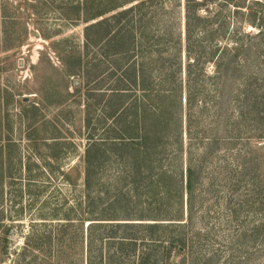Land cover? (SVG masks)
Returning <instances> with one entry per match:
<instances>
[{"label": "rangeland", "instance_id": "374dc122", "mask_svg": "<svg viewBox=\"0 0 264 264\" xmlns=\"http://www.w3.org/2000/svg\"><path fill=\"white\" fill-rule=\"evenodd\" d=\"M141 1L0 0V264H86L90 233L95 264H264V0H196L211 22L203 45L243 49L224 76L202 69L189 105L182 74V95L163 100H181L164 111L168 139L152 133L150 156L110 115L126 105L112 88L132 52L104 49L135 45L172 88L178 74L161 81L160 57L185 2L111 18Z\"/></svg>", "mask_w": 264, "mask_h": 264}, {"label": "trees", "instance_id": "16d2710c", "mask_svg": "<svg viewBox=\"0 0 264 264\" xmlns=\"http://www.w3.org/2000/svg\"><path fill=\"white\" fill-rule=\"evenodd\" d=\"M153 1L155 0H145L137 2L128 9L114 13L111 18H116L127 12L139 10L143 7L145 9V4H147L146 7L149 8V4ZM184 2L185 6L183 24H180L177 32L175 33L174 45H163L165 48V52L170 49L173 51V53L169 54L166 52L164 57H160V55H158V57H160L161 63L160 68H164L161 81H163L165 84H168L171 77H174L175 74H178L177 77L179 79L177 80V85L179 86L174 84L176 83V81H173L174 85L172 86V88L166 89L158 87L152 77L154 67L152 65L147 66L148 64L144 63L143 61H139V59L135 55V50L132 49V47L134 48L135 45H131L128 50H124L123 45H107V54L106 49L103 48L105 50L106 56H108L109 54L115 55L117 57L118 55L123 56L124 54H127V52H132V55L129 58L126 57L127 59L125 66L119 67L122 71L118 79H116V85H114L112 88V94H115L114 97H118V100L119 98L123 97L128 98L127 100H125L127 101L126 105L118 102L117 105L112 108L113 111H111L110 115L115 121L116 126H122V123L124 122L125 131H128L129 136L124 137L126 135V132L124 131V133H121L123 137L127 139L137 140L134 145L143 150L142 153L148 156L151 155V140L154 139V137L162 135L160 134L157 136H151V134L160 132L165 133L166 130L164 129H167L166 124L168 119L164 118L165 109L168 110L170 116L171 111L174 110L176 106H180V102L178 103L180 99L174 101V103L172 104L174 105L173 109H170L172 105L164 107L163 100L165 98H168V94H170V92L172 91L178 90L179 94L182 95L184 87L182 84V74L183 78H185V98L187 104L189 105V102L191 103V98L193 96L192 92H194L192 91L191 87L196 84L195 80L200 78L199 76H205L203 72L201 73L202 69L209 63H212L217 71L218 76L220 75L219 73L221 72V70L224 76V74L229 73L232 66L231 64L234 63L235 56L239 53V51H241V49H243V45H223V47L221 45H203V40L201 39L200 35L203 29L207 28L211 22L207 16H203L200 11H198V4H195V2H197L196 0H184ZM100 14L101 13H99V15ZM90 18L92 17L86 18V20H89ZM151 19L152 17L150 16L149 23L148 19L146 20V25L148 23L147 26L150 28L152 26ZM107 20L108 19L104 18L91 23L90 27L100 26ZM168 27L166 26V29L163 32V37H160V39H165V41H167L170 35L174 33L171 32V27ZM117 33H119V31ZM113 34H115V31L109 29L108 27L107 30L105 29L100 34L99 41L106 39L108 36L111 37ZM147 38L149 39L148 34ZM150 39L152 38L150 37ZM263 54L262 56L264 57ZM169 70H171V72H169ZM191 81H194L192 85ZM136 89L138 90L137 92L135 91ZM127 93L131 94L127 95ZM137 93H139V95H137ZM124 128H118V132H120ZM167 136L168 135L166 134V140L168 139ZM148 162L150 164V159ZM185 170V177H182L180 179V187L181 190L185 189L186 192L190 194L193 189L192 168L190 165H188ZM66 219L70 220L71 218ZM100 219L103 218H99V216H97L87 220ZM92 224L96 223H88L87 232L102 223H97L99 225ZM89 235L90 236H87L86 238L87 246L85 247L86 264H95L93 262L91 249L89 248V246L92 244L93 238L95 237L91 235V233ZM48 239L49 243H51V237H48ZM100 257H102V255ZM104 263L105 261L103 262L102 258L100 261L96 262V264Z\"/></svg>", "mask_w": 264, "mask_h": 264}, {"label": "crops", "instance_id": "0c3cea01", "mask_svg": "<svg viewBox=\"0 0 264 264\" xmlns=\"http://www.w3.org/2000/svg\"><path fill=\"white\" fill-rule=\"evenodd\" d=\"M77 73H78V71H76V70H72V71L69 72L70 75H74V74H77Z\"/></svg>", "mask_w": 264, "mask_h": 264}]
</instances>
